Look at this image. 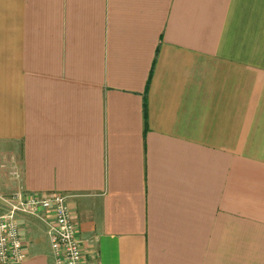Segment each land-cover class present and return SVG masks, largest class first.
Here are the masks:
<instances>
[{
	"label": "crops",
	"instance_id": "crops-1",
	"mask_svg": "<svg viewBox=\"0 0 264 264\" xmlns=\"http://www.w3.org/2000/svg\"><path fill=\"white\" fill-rule=\"evenodd\" d=\"M19 191L65 197L81 264H264V0H0V215Z\"/></svg>",
	"mask_w": 264,
	"mask_h": 264
},
{
	"label": "built area",
	"instance_id": "built-area-1",
	"mask_svg": "<svg viewBox=\"0 0 264 264\" xmlns=\"http://www.w3.org/2000/svg\"><path fill=\"white\" fill-rule=\"evenodd\" d=\"M1 201L5 211L0 215V264H18L26 258L17 222L19 215L45 226L53 264H81L76 228L63 195L40 197L19 191Z\"/></svg>",
	"mask_w": 264,
	"mask_h": 264
},
{
	"label": "trees",
	"instance_id": "trees-1",
	"mask_svg": "<svg viewBox=\"0 0 264 264\" xmlns=\"http://www.w3.org/2000/svg\"><path fill=\"white\" fill-rule=\"evenodd\" d=\"M154 60V59H153ZM153 62V61H152ZM149 75H150V71H149ZM149 75H148V78L145 82V85H144V92L146 90V87L148 85V79H149ZM145 117H146V105H145V96L143 94V97H142V120H143V131H145V126H146V120H145Z\"/></svg>",
	"mask_w": 264,
	"mask_h": 264
}]
</instances>
